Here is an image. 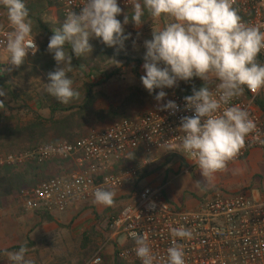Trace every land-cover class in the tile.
<instances>
[{
	"label": "clouds",
	"instance_id": "1",
	"mask_svg": "<svg viewBox=\"0 0 264 264\" xmlns=\"http://www.w3.org/2000/svg\"><path fill=\"white\" fill-rule=\"evenodd\" d=\"M131 5L134 23L141 25L147 14L154 20L166 17L170 20L162 28L152 31L151 39L144 41L146 49L141 76L143 87L155 94L157 102L166 97L165 88L178 86L180 81L189 82L194 77L203 81V86L192 88V94L185 96V108L194 115L181 118L179 130L184 133L181 143L182 152L192 158L206 181L211 184L215 175L228 170L246 146V137L259 130L247 110L231 101L242 96L245 89L257 94L264 89V63L258 59L264 51V31L262 25H250L242 21L238 10L233 6L235 0H127ZM6 10L7 20L12 31L7 33L6 51L9 64L21 66L29 52L35 55L38 46L32 35L33 22L24 0H0ZM122 9L117 0H85L79 14L70 10L62 25L53 30L47 51L53 55L56 69L48 73L49 83L45 91L62 104L79 99L80 93L73 87L68 75L72 71V55L66 50L70 46L76 57L90 54L93 46L90 39L100 38L109 47L123 48L131 37L125 34L124 25L129 22L127 15L123 24L117 16ZM135 45V42H134ZM62 65V66H61ZM212 78L215 91L209 84ZM0 88V97H6ZM0 100V109L4 108ZM159 110L175 114L179 110L174 101L159 105ZM264 143V141H261ZM171 145L169 150H175ZM43 152L63 153L65 147L47 145ZM200 184V181H197ZM115 192L97 188L94 203L112 206ZM172 245L167 249V259L163 264H185L183 246L176 238H191V231L184 228H171ZM129 235L135 241L136 255L142 264H161L147 243V237L136 232ZM28 248L21 245L18 251L4 254L12 264H34L26 258Z\"/></svg>",
	"mask_w": 264,
	"mask_h": 264
},
{
	"label": "built area",
	"instance_id": "2",
	"mask_svg": "<svg viewBox=\"0 0 264 264\" xmlns=\"http://www.w3.org/2000/svg\"><path fill=\"white\" fill-rule=\"evenodd\" d=\"M84 2L56 0L64 20L70 10L79 14ZM117 3L123 11L133 12L127 0H117ZM233 6L243 22L264 26V0H235ZM5 13L6 10L0 6V21ZM261 30L264 31V27ZM10 31V25L0 27L1 52L6 51L7 33ZM29 56L34 55L29 52ZM258 59L264 63V51ZM184 97L170 99L178 105L179 110L175 114L159 110L158 106L133 120H123L93 132L73 144H50L57 148L65 147L63 153L46 154L42 149L47 145H42L29 151L0 155V171L6 167L42 165L55 160L72 163L76 171L42 182L23 193L26 210L51 215L66 212L74 203L93 201L97 188L111 190L117 196L139 176V163H129L135 153H140L137 161L142 160L144 167L161 154L169 163L182 165L183 169H180L184 175L198 173V165L181 153L183 150L179 147L184 135L179 130L181 118L194 115L192 110L185 108ZM261 101H264V89L257 94L248 91L246 96L231 101L232 105H239L248 111L259 130V139H253L256 133L249 134L245 148L234 161L229 162L228 167L246 160L255 150L264 151V143L261 142L264 141ZM171 145L177 148L169 150ZM120 164L121 168L115 171ZM165 189L164 185L146 187L134 203L113 216L110 237L90 264L102 263V254L109 243L116 245L119 261L142 264L136 255L137 245L129 235L131 232L146 236L152 252L161 258L163 264L167 259V249L172 245L170 229L181 226L192 234L190 239L176 238V242L183 246L185 264H264V199L257 200L247 191L233 193L216 188L214 195L201 203L199 208L187 209L170 202L165 197Z\"/></svg>",
	"mask_w": 264,
	"mask_h": 264
},
{
	"label": "rangeland",
	"instance_id": "3",
	"mask_svg": "<svg viewBox=\"0 0 264 264\" xmlns=\"http://www.w3.org/2000/svg\"><path fill=\"white\" fill-rule=\"evenodd\" d=\"M24 2L28 7L38 6V0ZM128 13L133 14L131 11ZM29 15H31L30 19L33 22L32 35L35 37L40 50L41 44L46 40L49 41L50 37L45 39L43 34L39 32V22L42 21L44 25H47V28L53 34V30L60 27L64 20L61 21L57 17V10L49 6L45 8L38 6ZM120 21L123 24L124 20ZM169 22L168 18L162 16L157 20L150 18L146 24L137 26L132 19H129V22L124 25V31L125 34L131 33V37L125 41L124 47L122 49L118 46L110 47L108 53L100 56H98L97 51L99 50L98 46L100 48L98 42L101 39L91 38L89 42L93 46V50L90 54L84 56L94 60V63L99 65V71L93 73L85 64L82 69L76 66L75 63L78 60L81 62V59L85 58H82L84 56L75 58V54L71 53L70 46L66 45V50L73 57L72 71L68 73L73 80V87L79 93L84 91L85 88H92L94 93L100 95L97 108L104 110H108L110 107H120L122 102L131 94L132 89L138 88L148 92L141 82V76L145 75L142 67L146 52L144 41L151 39L153 30H158ZM8 25L9 22L5 13L0 21V27H7ZM8 61L9 54L7 51H0V88H3L7 94L6 97H0V100L8 103L12 109V111L0 109V114L6 117L7 122L11 124L26 123L33 118V113L49 118L50 112L41 106L38 96L47 93L45 84L50 82L48 73L54 71L57 67L53 55L48 52L47 59L37 67L30 63L28 56L19 67L10 65ZM108 76H112V78H108ZM200 83L203 84V81L198 77H194L189 82L180 81L176 87L165 88L163 91L167 95L160 102L154 99L155 94L160 91V89H156L155 92L149 94L143 100L142 106L134 111L133 116H141L159 105L165 104L174 96L191 95L193 86L197 88ZM216 83L218 81L212 78V83L209 84L211 90H215ZM7 89L20 95L21 99L27 102V106H24L22 101L20 103L14 101L8 94ZM101 95L104 97H101ZM96 131L100 130H93L85 136ZM137 160L131 163H139L140 165V173L136 178L132 192L134 196H138L146 187L164 185L166 187L165 197L172 203L178 202L185 208L186 206H193L191 203L197 201V197H206V200L212 197L216 188H222L227 192L242 188H249L248 191L259 189L264 192V151H259L251 162L242 164L243 173L235 168L228 176L223 174L215 176L207 187L204 186L206 181L201 176L200 171L191 175H184L182 165V169L179 171V167H176L174 163L150 160L151 163L144 167L142 166L143 161ZM50 171L55 174L53 177H56L71 174L76 171V168L70 162L63 164L58 162ZM197 181H200L199 185ZM215 184H219L218 187ZM125 201L127 199L121 200L122 205L125 204ZM91 202V200L77 202L79 209L73 211L76 214L70 216V219L62 216L58 217L66 214L69 209L62 214H50L54 217L52 222L44 220V212L42 211L26 210L23 199L21 203L0 210V252L5 249L15 252L12 249L26 244L28 248L26 258L33 260L34 264H90L101 246L110 237L112 217L117 215L119 209H122L117 207V205H121L120 201L100 210L96 205L91 206ZM89 231L93 232L94 237L87 249H83V235ZM120 241L121 243L124 242L123 239ZM0 261H2V264H12L6 255H0ZM101 264L126 263L118 260L116 245L109 243L102 254Z\"/></svg>",
	"mask_w": 264,
	"mask_h": 264
},
{
	"label": "trees",
	"instance_id": "4",
	"mask_svg": "<svg viewBox=\"0 0 264 264\" xmlns=\"http://www.w3.org/2000/svg\"><path fill=\"white\" fill-rule=\"evenodd\" d=\"M54 1L38 0V6L42 8L46 6L55 8L58 14L57 17L62 21L64 19L61 9L57 5L56 0ZM38 6H27L29 13L36 10ZM128 12L122 10L117 19L124 20L125 15L129 19H132V14ZM150 18L145 14L142 18V24H146ZM39 32L43 34L45 39L53 35L51 30L42 21L39 22ZM48 42L46 40L41 44V48L36 55L29 56L30 63L35 67L47 59ZM99 44L98 56L109 52V46L105 45L101 40L98 42ZM74 57L76 58V56ZM82 58H85V56ZM82 62L83 64H81ZM75 64L80 69L83 68L84 64L87 65L92 71L91 73L99 71V65L89 58L81 59V62L78 60ZM108 78H112V76H108ZM197 86V89H199L203 84L200 83ZM7 90L14 101L19 103L22 101L24 106H27V102L23 101L20 95L11 92L10 89ZM248 91L245 89L243 95L246 96ZM99 96L94 93L92 88H85L80 93L79 99H75L69 104H62L48 93L39 95L38 100L42 107L49 110L50 117L45 118L38 113H33V118L26 123H8L6 117L0 114V155L29 151L42 145L73 144L93 130H101L104 127L112 126L123 120H133L136 118L133 116L134 111L142 106L143 100L149 96V93L138 88L132 89L131 94L122 102L120 107H110L108 110L97 108ZM101 97L104 96L101 95ZM260 104L264 112V101H261ZM4 105L3 109L12 111L8 103H4ZM139 154L135 153L129 163L138 159ZM58 162L62 164L68 163L67 161L55 160L42 165L27 164L22 167H6L2 169L0 171V210L11 207L16 203H21L24 191L35 188L42 182L55 178L53 177L55 174H52L50 169ZM120 168L121 164L116 166L115 171H118ZM44 220L52 222L54 221V217L44 212ZM93 237L92 231L83 235V249H87ZM18 250L19 247L12 249V251ZM8 251L11 252L10 250ZM0 255H5L4 251L0 252ZM1 262L0 264H2Z\"/></svg>",
	"mask_w": 264,
	"mask_h": 264
},
{
	"label": "crops",
	"instance_id": "5",
	"mask_svg": "<svg viewBox=\"0 0 264 264\" xmlns=\"http://www.w3.org/2000/svg\"><path fill=\"white\" fill-rule=\"evenodd\" d=\"M259 151H263V150H255V151H253L250 155H249V157L246 159V160H243V161H241V162H237V163H234V164H231L229 167H228V170L227 171H224V172H222V173H220V174H216L215 176H219V175H226V176H228V174H231L232 172H233V169H237V170H240L241 171V173H243L242 172V169H243V167H242V164L243 163H247V162H251L252 161V159L255 157V156H257L258 155V152ZM159 157H157V161H159V162H161V161H165V162H168L169 163V160L168 159H165V158H163L162 157V155L160 154V155H158ZM74 166V165H73ZM176 167H179L178 169H179V171H180V167H181V165H178V164H176ZM134 183H135V181L133 182V183H130V184H128L124 189H122V191L117 195V196H115L114 197V202H116V203H119V201H120V204L121 205H117V207H119V208H125L127 205H129V204H132V203H134L135 201H136V199L138 198V196H134L133 194H132V192H133V187H134ZM216 185V187H218V185L219 184H215ZM157 186V185H156ZM243 190H245V191H247L252 197H254L255 199H264V192H262V191H260L259 189H255V190H252V191H248L249 190V188H245V189H236V190H234V191H232L233 193H236V192H239V191H243ZM124 199H127V201H125V204L124 205H122V203H121V200H124ZM129 199V200H128ZM197 201H192L193 203H191L193 206H191V207H189V206H186L185 208H187V209H197V208H199V206L201 205V203H203V202H205V200H206V197H203V198H200V197H197ZM171 202V201H170ZM92 204H91V206L93 205H96V206H98V208H99V210L100 209H104L106 206H104V205H100V204H97V203H94V200L91 202ZM177 206H179V207H182V205H180L178 202H176L175 203ZM77 209H79V205L77 204V203H75V204H73L70 208H69V211L66 213V214H63V215H59L58 217H60V216H62L63 218H68V219H70V216H72V215H75L76 213L75 212H73V211H75V210H77ZM122 209H119V211H118V213L122 210ZM117 213V214H118ZM58 214H62V213H58Z\"/></svg>",
	"mask_w": 264,
	"mask_h": 264
}]
</instances>
